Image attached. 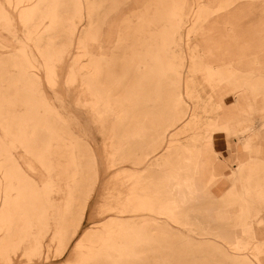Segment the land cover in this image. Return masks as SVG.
<instances>
[{"label":"rangeland","instance_id":"rangeland-1","mask_svg":"<svg viewBox=\"0 0 264 264\" xmlns=\"http://www.w3.org/2000/svg\"><path fill=\"white\" fill-rule=\"evenodd\" d=\"M0 264H264V0H0Z\"/></svg>","mask_w":264,"mask_h":264},{"label":"bare ground","instance_id":"bare-ground-1","mask_svg":"<svg viewBox=\"0 0 264 264\" xmlns=\"http://www.w3.org/2000/svg\"><path fill=\"white\" fill-rule=\"evenodd\" d=\"M19 6H20V5H19ZM227 22H228V21H227ZM224 24H225V23H224ZM225 26H226V24H225ZM214 29H215V28H214ZM211 31H212V30H211ZM213 31H214V30H213ZM219 31H220V30H219ZM208 32H209V31H208ZM222 33H224V32L222 31ZM208 34H209V33H208ZM215 35H216V34H215ZM218 35H219V34H218ZM221 35H222V34H221ZM221 35H220V36H221ZM227 35H228V34H227ZM222 36H223V35H222ZM238 36H239V35H238ZM238 36H237V37H238ZM203 37H204V35H203ZM207 37H208V36H207ZM221 38H222V37H221ZM221 38H220L219 40H221ZM208 39H209V38H208ZM210 39H211V38H210ZM210 39H209V40H210ZM215 39H216V38H215ZM217 39H218V38H217ZM240 39H241V38H240ZM215 42H217V41H215ZM217 43H218V42H217ZM217 43H216V44H217ZM220 43H222V42H220ZM224 43H225V42H224ZM212 44H213V43H212ZM210 47H212V45H211ZM233 89H234V88H233ZM218 108H219V107H218ZM218 113H220V112H218ZM224 113H225V112H224ZM220 114H221V113H220ZM191 116H192V115H191ZM217 116H220V115L218 114ZM192 117H193V116H192ZM194 118H195V117H194ZM217 120H218V119H217ZM191 121H192V120H191ZM220 121H221V117H220ZM214 122H215V121H214ZM217 122H218V121H217ZM219 123H220V122H219ZM211 125H212V124H211ZM214 125H215V124H214ZM225 125H226V124H225ZM205 127H206V126H205ZM216 127H217V126H216ZM204 129H207V130L209 131V128H204ZM213 130H214V129H213ZM219 130H220V129H219ZM224 130H225V129H224ZM203 131H204V130H203ZM210 131H211V129H210ZM213 133L215 134V132H213ZM218 133H219V132H218ZM220 133H221V132H220ZM205 134H206V133H205ZM209 135H210V133H209ZM212 135H213V134H212ZM204 137H205V136H204ZM204 137H203V138H204ZM206 138H208V137H206ZM209 138H210V137H209ZM211 138H212V137H211ZM211 138H210V139H211ZM208 140H209V139H208ZM208 140H206V141H208ZM201 147H202V146H201ZM199 148H200V147H199ZM200 151H201V150H200ZM201 153H202V152H201ZM201 153H200V154H201ZM203 154H204V153H203ZM188 156H189V155H188ZM198 157H199V156H198ZM203 157H204V156H203ZM241 158H242V157H241ZM160 159H161V158H160ZM193 159H194V158H193ZM211 159H212V158H211ZM247 159H248V158H247ZM201 160L204 161L203 158H202ZM246 161H247V160H246ZM248 161H249V160H248ZM248 161H247V162H248ZM204 162H205V161H204ZM241 162H242V160H241ZM198 163H199V162H198ZM198 163H197V164H198ZM243 163H244V162H243ZM168 165H169V164H168ZM198 165L200 166V164H198ZM243 165H244V164H243ZM201 166H202V165H201ZM241 166H242V165H241ZM203 167H204V166H203ZM198 168H199V167H198ZM200 168H201V167H200ZM195 169H196V168H195ZM206 169H208V168H206ZM206 169H205V170H206ZM210 169H211V168H210ZM240 169H241V167H240ZM198 170H199V169H198ZM199 173H200V172H199ZM237 173H238V171H237ZM202 175L205 176V174H202ZM202 175H201V176H202ZM237 175H238V174H237ZM208 176H209V175H208ZM173 177H174V176H173ZM205 177H206V176H205ZM205 177H204L203 179H205ZM200 178H201V177H200ZM196 179H197V178H196ZM176 180H177V179H176ZM193 181H194V180H193ZM197 181H198V179H197ZM200 181H201V179H200ZM202 181H203V180H202ZM207 181H208V180H207ZM173 183H174V182H173ZM179 183H180V182H179ZM193 183H195V182H193ZM196 183H199V182H196ZM201 183H202V182H201ZM207 183H208V182H207ZM207 183H206V184H207ZM228 183H229V182H228ZM202 184H203V183H202ZM206 184H205V185H206ZM176 185H177V184H175V186H176ZM180 185H181V184H180ZM180 185H179V186H180ZM203 185H204V184H203ZM221 185H222V184H221ZM165 186H166V185H165ZM171 186H172V185H171ZM171 186H170V187H171ZM187 186H188V185H187ZM219 186H220V184H219ZM225 186H226V185H225ZM215 187H216V186H215ZM220 187H221V186H220ZM222 187H224V185H222ZM175 188H176V187H175ZM217 188H219L218 185H217ZM173 189H174V187H173ZM166 190H167V189H166ZM172 192H173V191H172ZM176 192H177V191H176ZM194 192H195V191H194ZM177 193H178V192H177ZM202 193H203V192H202ZM247 193H249L248 190H247ZM253 193H255V192H253ZM170 194H171V193H170ZM202 195H203V194H202ZM202 195H201V196H202ZM196 196H198V195H196ZM201 196H200V197H201ZM212 196H213V195H212ZM214 196H215V195H214ZM253 196H254V195H253ZM260 196H261V195H260ZM208 197H211V196L209 195ZM201 199H202V197H201ZM167 213H168V212H167ZM171 220H172V219H171ZM181 229H182V228H181ZM90 250H91V249H90ZM94 252H95V251H94ZM83 256H84V255H83ZM79 259H81V258H79ZM82 259H83V258H82ZM77 261H78V260H77Z\"/></svg>","mask_w":264,"mask_h":264}]
</instances>
